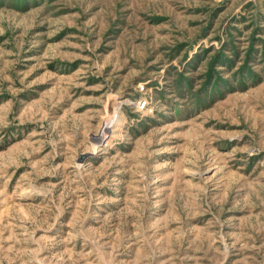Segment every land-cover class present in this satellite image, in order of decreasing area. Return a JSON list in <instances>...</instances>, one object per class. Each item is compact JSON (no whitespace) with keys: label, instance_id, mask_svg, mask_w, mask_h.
<instances>
[{"label":"rangeland","instance_id":"obj_1","mask_svg":"<svg viewBox=\"0 0 264 264\" xmlns=\"http://www.w3.org/2000/svg\"><path fill=\"white\" fill-rule=\"evenodd\" d=\"M0 264H264V0H0Z\"/></svg>","mask_w":264,"mask_h":264},{"label":"bare ground","instance_id":"obj_2","mask_svg":"<svg viewBox=\"0 0 264 264\" xmlns=\"http://www.w3.org/2000/svg\"><path fill=\"white\" fill-rule=\"evenodd\" d=\"M104 137H105V135H104Z\"/></svg>","mask_w":264,"mask_h":264}]
</instances>
